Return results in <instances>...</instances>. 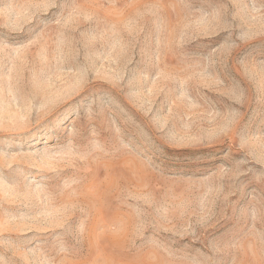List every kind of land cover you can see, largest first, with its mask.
Instances as JSON below:
<instances>
[{
	"label": "rangeland",
	"instance_id": "1",
	"mask_svg": "<svg viewBox=\"0 0 264 264\" xmlns=\"http://www.w3.org/2000/svg\"><path fill=\"white\" fill-rule=\"evenodd\" d=\"M0 264H264V0H0Z\"/></svg>",
	"mask_w": 264,
	"mask_h": 264
}]
</instances>
